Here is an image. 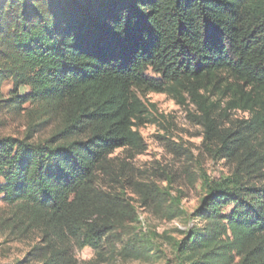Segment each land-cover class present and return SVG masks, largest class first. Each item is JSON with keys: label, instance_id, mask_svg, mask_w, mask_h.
Listing matches in <instances>:
<instances>
[{"label": "trees", "instance_id": "obj_1", "mask_svg": "<svg viewBox=\"0 0 264 264\" xmlns=\"http://www.w3.org/2000/svg\"><path fill=\"white\" fill-rule=\"evenodd\" d=\"M5 81L0 110L27 125L0 136L1 225L33 242L14 264H79L85 248L92 264L153 258L130 236L135 209L103 186L138 187L110 155L143 150L147 93L192 106L205 151L232 166L203 178L191 225L172 240L175 264H264V0H0Z\"/></svg>", "mask_w": 264, "mask_h": 264}, {"label": "rangeland", "instance_id": "obj_2", "mask_svg": "<svg viewBox=\"0 0 264 264\" xmlns=\"http://www.w3.org/2000/svg\"><path fill=\"white\" fill-rule=\"evenodd\" d=\"M10 89L9 81L0 85V100L7 98ZM25 91L22 89L21 92ZM140 101L148 110L143 121L138 123L143 150L117 149L110 155L115 172L120 175L121 171V181L131 180L138 187L133 190L125 185L122 190L109 178H103V186L107 190L121 191L125 202L135 209L139 223L129 225L130 236L150 241L153 258L128 259L116 253L103 263L95 261L93 264H175L172 240L182 239L186 228L191 225L188 217L204 195L203 178L220 179L232 171L231 164L215 161L205 151L203 129L193 119L197 113L192 106H181L162 93L140 95ZM241 116L237 114L235 117ZM26 125L21 113L0 110V136L22 138ZM52 129L50 126L42 130L34 141L45 139ZM147 192L158 196L147 197L144 207L143 197ZM168 210L175 212V218H167ZM8 214V206L0 200V264L23 260L33 244L31 239L14 240L8 235L1 225ZM74 256L79 264H92L95 260V254L89 248L74 251Z\"/></svg>", "mask_w": 264, "mask_h": 264}]
</instances>
